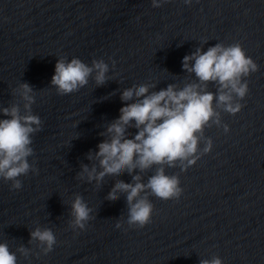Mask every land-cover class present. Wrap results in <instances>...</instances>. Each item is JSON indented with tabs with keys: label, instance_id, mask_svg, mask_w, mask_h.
<instances>
[{
	"label": "water",
	"instance_id": "water-1",
	"mask_svg": "<svg viewBox=\"0 0 264 264\" xmlns=\"http://www.w3.org/2000/svg\"><path fill=\"white\" fill-rule=\"evenodd\" d=\"M219 42H239L259 66L244 78L243 107L221 112L229 132L205 128L213 146L194 165L166 168L179 176V199L150 196L151 222L117 229L116 220L127 218L126 196L106 197L117 179L131 176H106L97 186L78 178L81 163H93L87 153L98 150L106 138L100 133L119 117L123 89L183 87L195 79L183 70V57ZM59 57L89 65L102 58L109 79L97 86L90 78L59 95L51 85ZM21 82L35 90L32 112L43 122L28 158L39 171L19 177V190L0 178V242L13 252L21 244L38 252L29 239L39 225L53 230L57 244L38 257L17 252V264H199L214 255L223 264H264V0H165L160 7L151 0H0V107L19 103L23 112L13 94ZM208 90L216 87L209 83ZM154 171L142 174L145 182ZM75 194L96 218L74 232L68 220Z\"/></svg>",
	"mask_w": 264,
	"mask_h": 264
},
{
	"label": "clouds",
	"instance_id": "clouds-1",
	"mask_svg": "<svg viewBox=\"0 0 264 264\" xmlns=\"http://www.w3.org/2000/svg\"><path fill=\"white\" fill-rule=\"evenodd\" d=\"M164 2L151 0L153 7ZM184 3L190 5L192 0ZM182 68L195 77L183 87L170 83L154 91L151 89L155 84L143 83L123 89L120 98L126 103L119 109V117L100 133L106 138L97 145L98 150L87 153V159L93 163L80 165L78 178L88 183L95 181L97 186L106 176L125 172L131 176V182L117 179L106 197L115 201L121 194L126 196L127 218L116 220L117 229L125 223L129 228H143L150 223L154 208L150 196L179 199L183 192L179 176L167 174L166 168L186 171L211 151L213 141L205 136V128L222 126L225 133L229 132V125L222 123L221 112L234 115L241 110L240 100L248 93L244 78L259 70L239 42L230 45L219 42L206 51L197 47L183 57ZM108 73L109 65L102 58L93 59L89 65L77 57H59L51 85L59 95H67L85 87L90 78L97 86L103 85L109 79ZM209 83L214 84L215 92L208 90ZM13 94L23 101V112L19 103L0 107V113L8 117L0 119V178L11 181L10 190H19L23 186L19 177L39 171L28 158L34 153L32 136L41 131L43 122L32 112L35 90L29 83L21 82ZM130 128L137 129L134 135L128 132ZM153 168L155 171L145 182L142 174ZM69 203L68 226L74 232L85 230L88 222L96 218L93 209L80 194H75ZM31 244L39 251L21 244L13 252L7 242H0V264H17V252L25 259L30 255H47L57 244V238L51 228L37 225L30 230ZM199 264H223V261L214 255L200 259Z\"/></svg>",
	"mask_w": 264,
	"mask_h": 264
}]
</instances>
